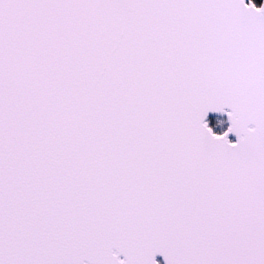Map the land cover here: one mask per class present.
<instances>
[{"label": "snow or ice", "instance_id": "6c2138e0", "mask_svg": "<svg viewBox=\"0 0 264 264\" xmlns=\"http://www.w3.org/2000/svg\"><path fill=\"white\" fill-rule=\"evenodd\" d=\"M264 264V0H0V264Z\"/></svg>", "mask_w": 264, "mask_h": 264}, {"label": "trees", "instance_id": "16d2710c", "mask_svg": "<svg viewBox=\"0 0 264 264\" xmlns=\"http://www.w3.org/2000/svg\"><path fill=\"white\" fill-rule=\"evenodd\" d=\"M253 2H254L257 6H259L261 0H253Z\"/></svg>", "mask_w": 264, "mask_h": 264}, {"label": "flooded vegetation", "instance_id": "af4514ba", "mask_svg": "<svg viewBox=\"0 0 264 264\" xmlns=\"http://www.w3.org/2000/svg\"><path fill=\"white\" fill-rule=\"evenodd\" d=\"M159 264H163L162 260L160 258H156Z\"/></svg>", "mask_w": 264, "mask_h": 264}, {"label": "water", "instance_id": "95a60500", "mask_svg": "<svg viewBox=\"0 0 264 264\" xmlns=\"http://www.w3.org/2000/svg\"><path fill=\"white\" fill-rule=\"evenodd\" d=\"M245 2H247V0H245ZM156 258H160V259L162 260V258H161V257H159V256H158V257H156ZM162 262H163V261H162Z\"/></svg>", "mask_w": 264, "mask_h": 264}]
</instances>
